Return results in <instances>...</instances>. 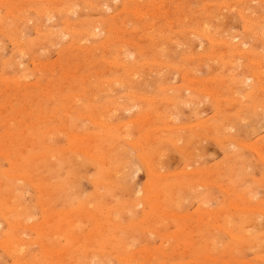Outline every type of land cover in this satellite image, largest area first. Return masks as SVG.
Masks as SVG:
<instances>
[{
  "label": "rangeland",
  "instance_id": "1",
  "mask_svg": "<svg viewBox=\"0 0 264 264\" xmlns=\"http://www.w3.org/2000/svg\"><path fill=\"white\" fill-rule=\"evenodd\" d=\"M263 59L264 0H0V264H264Z\"/></svg>",
  "mask_w": 264,
  "mask_h": 264
},
{
  "label": "bare ground",
  "instance_id": "2",
  "mask_svg": "<svg viewBox=\"0 0 264 264\" xmlns=\"http://www.w3.org/2000/svg\"><path fill=\"white\" fill-rule=\"evenodd\" d=\"M50 17V16H49ZM68 21V20H67ZM259 24V23H258ZM65 25V24H64ZM255 26H256V24H255ZM259 27V25H257V28ZM39 28V27H38ZM37 28V29H38ZM260 28V30H262V28L261 27H259ZM36 31V30H35ZM73 33V32H72ZM208 37V36H207ZM206 37V39H208ZM83 40V39H82ZM208 42H209V39H208ZM227 42V41H226ZM246 45V44H245ZM234 46V45H233ZM237 46V45H236ZM243 46V45H242ZM232 49V48H231ZM236 50V49H235ZM127 60V59H126ZM125 60V61H126ZM256 61V60H255ZM263 61H264V59H263ZM230 64H231V62H230ZM120 66V65H119ZM20 78V77H19ZM185 79V78H184ZM8 81V80H7ZM12 81V80H11ZM19 85V84H18ZM175 89V88H174ZM241 103V102H240ZM180 104V103H179ZM187 104V103H186ZM260 122V121H259ZM98 123V122H97ZM106 127V126H105ZM113 136H116V135H113ZM167 139V138H166ZM172 141V140H171ZM219 141V140H218ZM222 144V143H221ZM257 152H259V151H257V149H256V153ZM88 153V152H87ZM37 155V154H36ZM90 155H91V153H90ZM89 155V156H90ZM92 156V155H91ZM96 157V156H95ZM99 157H101V156H99ZM104 157V156H103ZM102 157V158H103ZM141 157V156H140ZM144 157V156H143ZM142 157V158H143ZM40 158H41V156H40ZM44 158V157H43ZM53 158V157H52ZM62 158V157H61ZM101 158V159H102ZM95 159H97V158H95ZM99 159V158H98ZM144 159H146V158H144ZM99 161H101V160H99ZM102 161H103V159H102ZM144 161V160H143ZM45 162V161H44ZM104 162V161H103ZM101 163V162H100ZM146 163V162H145ZM39 167H41V166H39ZM146 168L149 170H147L148 171V173H150L151 171V166L148 164H146ZM39 173V172H38ZM152 175V174H151ZM101 176H103V177H106V178H108L109 177V175L106 173V171L105 172H103V174H101ZM11 177V176H10ZM13 177V176H12ZM20 177V176H19ZM21 177H23V176H21ZM24 179V178H23ZM102 182H104V181H102ZM101 182V183H102ZM98 183H99V181H98ZM106 183V182H105ZM109 183V182H108ZM112 183V182H111ZM16 184H18V183H16ZM58 185V184H57ZM110 185V184H109ZM117 185V184H116ZM19 186V185H18ZM54 186V185H53ZM56 186V185H55ZM58 186H60V185H58ZM69 187V186H68ZM67 186L65 187V188H68ZM57 188V187H56ZM106 188V191L108 190V187L106 186L105 187ZM145 189V188H144ZM148 189V188H147ZM146 189V190H147ZM13 190V189H12ZM21 190V189H20ZM49 191V190H48ZM65 191H67V190H65ZM150 192L149 193H151V190H149ZM13 192H15V191H13ZM16 193V192H15ZM99 194H101V193H99ZM175 194V193H174ZM99 196V195H98ZM198 196V195H197ZM65 199V198H64ZM38 201V200H37ZM182 201V200H181ZM39 202V201H38ZM70 202V201H69ZM40 203V202H39ZM180 202H178V204H179ZM9 205V204H8ZM44 205V204H43ZM180 205H181V203H180ZM42 206V205H41ZM138 207V206H137ZM3 208V207H2ZM6 208H7V210H12V208H10V206L9 207H7V205H6ZM80 208V207H79ZM98 208V207H97ZM238 208V207H237ZM87 209V208H86ZM105 209V208H104ZM105 212V211H104ZM2 213V212H1ZM106 213V212H105ZM64 214V213H63ZM5 217L7 218V219H9V217H8V215H5ZM107 218H109V216L107 215L106 216ZM177 217V216H176ZM247 218V217H246ZM245 219V218H244ZM8 221V220H7ZM9 223H11V222H9ZM51 223V222H50ZM15 224V223H14ZM7 225V224H6ZM17 225H19V223L17 224ZM11 226V225H10ZM15 226V225H14ZM16 227V226H15ZM35 228V227H34ZM245 229V228H244ZM98 231H99V234L98 235H101L102 234V232H103V229H102V226L100 225V224H98ZM230 233V232H229ZM231 234V233H230ZM11 240H9L8 242L9 243H12V242H10ZM24 241V240H23ZM243 242V241H242ZM13 244V243H12ZM12 244L10 245H8V248H10L11 246H12ZM19 244H17V246H18ZM15 246V245H14ZM7 247V246H6ZM8 248H6V249H8ZM23 248V247H22ZM11 249V248H10ZM65 252H70V250H66ZM125 262H132L131 260H128V258L127 259H125Z\"/></svg>",
  "mask_w": 264,
  "mask_h": 264
}]
</instances>
